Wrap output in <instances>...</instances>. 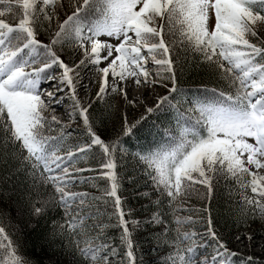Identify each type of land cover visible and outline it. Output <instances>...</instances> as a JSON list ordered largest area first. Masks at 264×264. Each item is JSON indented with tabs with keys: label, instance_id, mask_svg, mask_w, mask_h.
<instances>
[{
	"label": "snow or ice",
	"instance_id": "snow-or-ice-1",
	"mask_svg": "<svg viewBox=\"0 0 264 264\" xmlns=\"http://www.w3.org/2000/svg\"><path fill=\"white\" fill-rule=\"evenodd\" d=\"M232 240L264 251V0H0V264H236Z\"/></svg>",
	"mask_w": 264,
	"mask_h": 264
},
{
	"label": "trees",
	"instance_id": "trees-1",
	"mask_svg": "<svg viewBox=\"0 0 264 264\" xmlns=\"http://www.w3.org/2000/svg\"><path fill=\"white\" fill-rule=\"evenodd\" d=\"M208 81L209 77L206 75L205 70L203 68L197 67L194 64H190L189 69L184 77V83L183 87L186 89H196L201 81ZM209 86H212L211 84ZM170 113H164V114H154L149 117V124L151 123H158L161 121H166L169 117ZM138 117V116H137ZM133 143H135V139H133ZM232 185L229 183H226L225 181H220V187H219V195L211 202V210H212V216L214 218V225L224 232L225 234L229 233H235L237 231L236 226L233 223V218L229 215L228 208L229 204L227 201V197L229 195V190L232 189ZM235 193L233 192V195ZM249 194L250 190H249ZM223 197V198H221ZM133 203H135V197H132ZM194 201V207L199 208L201 207V201L196 200V198H193ZM205 207H208L209 205L207 203L204 204ZM203 230V222L199 221L195 225V228L192 230ZM44 226L41 224V227L37 229V232L31 233L28 237V244L26 251L29 255L33 254V244H39V233L43 232ZM235 241L232 240L229 243V247L234 250L238 251V258H233L236 261V264H239L240 259H243L247 254H252L249 252H246L245 254L242 253V251H239L240 246L235 245ZM235 245V246H234ZM41 251L39 247L35 248V256H40ZM255 259L258 261L261 259V255L255 254Z\"/></svg>",
	"mask_w": 264,
	"mask_h": 264
},
{
	"label": "rangeland",
	"instance_id": "rangeland-1",
	"mask_svg": "<svg viewBox=\"0 0 264 264\" xmlns=\"http://www.w3.org/2000/svg\"><path fill=\"white\" fill-rule=\"evenodd\" d=\"M157 90L158 91H163L162 89H157ZM143 91H144L143 88L138 89V90L133 88L132 91H131V95L138 96L139 92H143ZM140 98L143 99V97H140ZM148 102L151 103V99L150 98H149ZM57 114L59 115L60 113L58 112ZM131 115L138 116L139 113L138 112H133V113L130 114V116ZM258 243H259V238H258ZM235 245L236 246H240L238 250L242 251L243 254H245L246 252H249V253H255L257 255H261V257L264 256V251H262V249L260 247H256V248L248 247V248H245L244 245H240V244H237V243H235Z\"/></svg>",
	"mask_w": 264,
	"mask_h": 264
}]
</instances>
